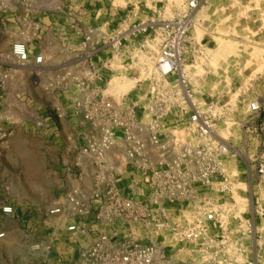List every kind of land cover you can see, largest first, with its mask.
<instances>
[{
	"label": "built area",
	"instance_id": "2783aa9c",
	"mask_svg": "<svg viewBox=\"0 0 264 264\" xmlns=\"http://www.w3.org/2000/svg\"><path fill=\"white\" fill-rule=\"evenodd\" d=\"M180 2L169 19L162 9L138 22L123 21L110 32L77 30L84 69L78 76L66 71L58 76L59 84L66 83L64 92L73 87L66 111L92 131L80 153L95 168L96 191L87 207L76 192L65 196L73 217L94 210L92 220L101 229L79 254L82 264H264L261 205L253 201L255 194L234 199L239 191L264 184V154L254 170L247 163L253 155L244 161V172L230 168L240 159V148L232 144V134L223 138L218 128L228 124L231 132L239 127L224 121L235 107L230 99L193 98L183 69L194 41L190 26L202 0ZM121 55L128 59L127 69L137 70V86L146 83L147 88L144 95L138 90L135 99L125 95L115 101L102 88L110 82L115 56ZM10 57L34 77L45 69L43 55L31 58L27 43H14ZM245 113L246 133L256 131L254 118L264 131V94L248 102ZM48 121L45 117L34 125L45 130ZM115 149L118 165L109 157ZM1 213L11 215L13 209L4 206ZM61 213L56 207L48 215ZM77 231L83 228H67Z\"/></svg>",
	"mask_w": 264,
	"mask_h": 264
},
{
	"label": "rangeland",
	"instance_id": "374dc122",
	"mask_svg": "<svg viewBox=\"0 0 264 264\" xmlns=\"http://www.w3.org/2000/svg\"><path fill=\"white\" fill-rule=\"evenodd\" d=\"M30 1L0 0V11L11 10L14 13L18 9L27 11L29 14L41 8L31 6ZM46 3L49 7V4H52L51 8H53L59 1L47 0ZM119 3L121 4L120 1L117 4ZM180 4V0H163L161 5L165 10L164 18L169 19L172 16L170 8L178 10V8H181ZM25 20V17L21 18L22 24L18 26L19 28L5 30L0 27L2 30L1 38L4 43L8 39L7 35L9 36L7 33L10 31L16 36L17 42H24L28 45L32 35L28 26H25L26 24H24L25 27L23 26V23L27 22ZM189 36L194 41L192 45L188 46L189 55L184 64V68H187L184 74L194 99L199 102L210 101L211 99L207 96V93L213 91L216 95L221 86L230 87L234 90L231 93H235V96L245 97L243 101L241 100V104L246 102V105L251 99V97L249 98L250 92L254 96L253 99L264 94V0H202L192 20ZM220 41L224 43L223 46H229L227 47L229 52L225 49L222 55L219 56L221 53L217 55V59L219 57L220 59L216 60L213 57L216 58L214 53L219 45H222ZM1 55H3L5 62L13 64L8 53ZM107 57L111 59L110 54H107ZM119 57L122 64H119ZM126 59L124 55L115 56V61L111 64L108 81L126 79L133 82L132 87L126 93H128V99H135L138 90L140 91L139 95L145 94L147 84H143L141 88L137 86L139 85L136 84L138 72L135 69H127L128 59L127 61ZM212 59L214 63H211ZM230 81L231 84H229ZM65 84V82L60 83L61 86ZM65 86H63L64 89ZM102 89L105 90V96H109L115 101H119L124 95H113L107 85ZM65 96H58V101L66 109L70 97ZM223 99L225 100L224 97ZM245 112L246 107L243 112L244 117L241 116L242 121L239 123L238 130L231 128L230 132L228 124H226L227 128L223 126L218 128L221 131L220 134L222 133V137L225 132L223 138H226L229 133L232 134V144L240 148V159L229 164L235 166L233 168H236L239 173L245 171L244 161L247 160V157L254 156L247 160L249 168L254 170L256 159L264 154V131L259 130L260 119H253L256 131L253 134L246 133V126L242 128L246 120ZM68 115V111H65L66 121ZM74 130L66 124L58 126L56 123L50 128L46 127L45 130L38 129L35 125H28L26 128L16 131L15 153L31 154L32 157L31 160L28 159L27 161L18 158L13 162L4 160L3 166L5 169L0 168V185H4L6 188L9 186L12 190V196L18 199L19 204L22 206H15L19 208L17 209L19 218L22 217L25 211L22 208L25 207L23 201L26 197L32 198L35 203L38 199L39 202L36 208L31 209V224L17 219H14V223H9L12 232L0 240V264H82L77 254L70 253L67 255L66 252L59 250L57 243L63 244V242L51 240V228L47 229L44 225L48 221L46 220L47 216L45 217L43 214L46 209L52 206L54 199L59 194L56 187V182L60 184L58 174L61 172L76 173L79 168L77 163L74 164L72 149L69 147V140L77 137L79 133H74ZM12 131L14 132V130L0 128L1 144L8 142ZM234 131H236V134H234ZM24 139L30 140L28 146L20 143ZM15 153L12 154L15 155ZM244 179L245 176L240 175L238 182L243 183ZM238 187L244 189L242 185ZM246 191H248V188ZM252 194H255L253 201L256 200L264 212L263 183L259 188L251 189L246 193L239 191L234 199L240 202ZM237 196L240 198H237ZM139 199L141 198L139 197ZM4 206L10 205L4 203ZM28 214L26 211L23 216L26 215L27 217ZM51 222L60 224L66 221L63 218L58 220L52 218ZM2 224L3 221L0 218V228ZM50 224L52 225V223ZM257 224L258 227H261L260 221L257 220ZM261 224L264 227V219ZM65 248L67 249V247Z\"/></svg>",
	"mask_w": 264,
	"mask_h": 264
},
{
	"label": "crops",
	"instance_id": "0c3cea01",
	"mask_svg": "<svg viewBox=\"0 0 264 264\" xmlns=\"http://www.w3.org/2000/svg\"><path fill=\"white\" fill-rule=\"evenodd\" d=\"M58 1L59 3L51 8L52 4H49V7L48 3H46L47 0H31V6L34 5L41 8L29 14L27 11L18 9L14 13L11 10L0 11V27H3L5 30L15 27L19 28L18 26L22 24L21 18L25 17V21L27 22H24L23 26L26 24L25 26H28L32 35L27 45L29 55L32 58L37 54H41L45 59V69L37 77L17 68L11 62H5L1 54L8 53L10 56V49L17 42V38L12 32H6L9 36L7 35L8 39L4 43L1 38L2 30L0 28V128L14 130L8 138L7 143H0V168L2 170L5 169L3 166L4 160L10 162L16 161V158L24 161L31 160V154L15 153L16 131L22 130L28 125L34 126V123L38 120L49 117V121L45 123L46 127L50 128L56 123L58 126L66 124L71 129H75L74 133L79 132L77 137L74 138L72 136V140H69L74 164L77 163L79 167L76 170L78 174L75 172L71 174L61 172L58 174L60 184L56 182V187L59 194L54 199L52 206L43 213L45 217L47 216L46 220L48 221L44 225L47 229L51 228V240L63 242V244L57 243L59 250L66 252L67 255L74 253L79 256L82 251L86 250L93 243L98 234L101 233V230L92 220L94 210L88 211L86 216L73 217L71 206L65 201V196L68 193L76 192L77 201L87 207L89 200L96 191L95 168L80 153L81 145L86 142L92 131L88 124L82 122L80 117L74 118L69 114L66 121V109L59 103L58 96L66 97L65 95H67L70 97L73 87L69 85L68 92H64V87L59 84L58 76L65 73V71L73 76H78L84 69L83 54L79 52L81 37L76 34L77 30L98 28L104 32L113 31L123 21L138 22L152 16L153 13H158L163 9L161 5L163 4V0ZM118 1L121 4H117ZM4 74L7 75L6 80H2L1 78ZM231 81L229 84H231ZM231 92H234V90L230 87L221 86L216 95L215 92L210 91L207 93V96H212L214 100L221 103L230 99L232 105L235 107V113L228 117V121L240 123L242 117H244L243 112L246 107V102L243 105L241 104V100L243 101L245 97L240 95L235 96L236 94ZM250 97V101L255 100L253 99L252 92L249 94ZM58 114L62 118H58ZM234 129L238 130L239 127L235 126ZM234 134H236V131H234ZM243 136L245 137V134ZM28 141L30 140L24 139L20 143L28 146ZM12 153H15V155ZM109 157L114 165H118L120 151L117 149L113 150L110 152ZM233 167L235 166H230L231 169L237 170ZM23 202L25 207L22 209L25 210L24 213L26 211L29 213L27 215L28 219L26 215L23 216L24 213L21 218L17 216V209L19 208L15 206H22L19 204L18 199L12 196V190L9 186L6 188L4 185H0V209L4 206V203L14 209L11 215H3L0 211V218L3 221L0 233H4V237L12 232L9 223H14V219L31 224V209L36 208L39 200L37 199V203H35L32 198L26 197ZM56 207L61 209V215L49 217V211ZM56 217L58 219L63 218L66 222L60 224L51 222L52 218L53 220H58ZM73 224L77 227H82L83 231L68 233L67 228ZM118 227L119 225L115 226L116 229H119ZM120 232L119 229L118 233ZM66 241L67 243H65Z\"/></svg>",
	"mask_w": 264,
	"mask_h": 264
},
{
	"label": "bare ground",
	"instance_id": "6f19581e",
	"mask_svg": "<svg viewBox=\"0 0 264 264\" xmlns=\"http://www.w3.org/2000/svg\"><path fill=\"white\" fill-rule=\"evenodd\" d=\"M198 32V31H197ZM197 36H198V34H197ZM221 42V41H220ZM221 44L222 45H219V47H218V49L215 51V53H214V51H213V53H214V55L216 56V58L215 57H213L214 59H216V60H218V59H220V57L217 59V55L219 54V53H221V54H219V56L220 55H222V52H224V50L225 49H227V51H228V48L227 47H229L228 45L227 46H223V44L224 43H222L221 42ZM229 52V51H228ZM212 53V54H213ZM214 55H212V56H214ZM223 55H224V53H223ZM224 58V57H223ZM211 63H214V60L212 59L211 60ZM186 67L183 69V71L184 72H186ZM132 85H133V82H130V81H128V80H120V79H113L110 83H109V85H108V88H109V90H110V92L111 93H113V95H115V96H119V95H123V94H125L126 92H128L129 91V89L132 87ZM120 98V97H119ZM224 135H225V132H224ZM224 135H223V137H224ZM226 135H227V133H226ZM226 137V136H225Z\"/></svg>",
	"mask_w": 264,
	"mask_h": 264
}]
</instances>
